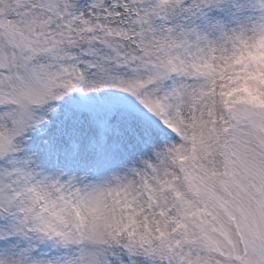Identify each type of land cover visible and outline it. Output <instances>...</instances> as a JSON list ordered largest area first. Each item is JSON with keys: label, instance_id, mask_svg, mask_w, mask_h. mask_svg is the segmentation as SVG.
Wrapping results in <instances>:
<instances>
[{"label": "snow or ice", "instance_id": "1", "mask_svg": "<svg viewBox=\"0 0 264 264\" xmlns=\"http://www.w3.org/2000/svg\"><path fill=\"white\" fill-rule=\"evenodd\" d=\"M0 264H264V0H0Z\"/></svg>", "mask_w": 264, "mask_h": 264}]
</instances>
